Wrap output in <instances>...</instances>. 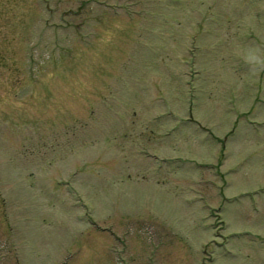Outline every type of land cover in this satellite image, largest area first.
<instances>
[{"label":"rangeland","instance_id":"1","mask_svg":"<svg viewBox=\"0 0 264 264\" xmlns=\"http://www.w3.org/2000/svg\"><path fill=\"white\" fill-rule=\"evenodd\" d=\"M264 0H0V264H264Z\"/></svg>","mask_w":264,"mask_h":264},{"label":"clouds","instance_id":"2","mask_svg":"<svg viewBox=\"0 0 264 264\" xmlns=\"http://www.w3.org/2000/svg\"><path fill=\"white\" fill-rule=\"evenodd\" d=\"M258 63H264V62H259V61H258Z\"/></svg>","mask_w":264,"mask_h":264},{"label":"flooded vegetation","instance_id":"3","mask_svg":"<svg viewBox=\"0 0 264 264\" xmlns=\"http://www.w3.org/2000/svg\"><path fill=\"white\" fill-rule=\"evenodd\" d=\"M62 264H63V262H62Z\"/></svg>","mask_w":264,"mask_h":264}]
</instances>
